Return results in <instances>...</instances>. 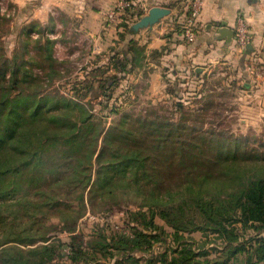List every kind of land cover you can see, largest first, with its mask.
<instances>
[{"label": "trees", "instance_id": "1", "mask_svg": "<svg viewBox=\"0 0 264 264\" xmlns=\"http://www.w3.org/2000/svg\"><path fill=\"white\" fill-rule=\"evenodd\" d=\"M120 26L137 32L134 24ZM5 72L0 68V264H53L61 255L55 257V246L48 243L53 228L45 227L48 214L60 209L58 227L74 238L79 219L96 209V199L118 203L121 194L130 193L141 197V208L148 210L134 214H151L146 228L162 229L153 221L159 215L172 227L176 243L175 257L169 260L164 253L144 264H231L243 254L249 255L245 264L264 260V153L248 147L247 135L142 115L129 128L125 123L107 127L77 101H65L68 109L80 111L74 118L45 109L44 102L54 101L48 95L13 96L7 90L13 84L3 82ZM118 74L105 86H113ZM177 106L184 111L181 103ZM54 148L63 150L68 165L48 182L40 168ZM174 169L177 181L168 183ZM26 185H31V195L22 193ZM77 192L75 209L67 198ZM241 228L253 230L248 241ZM195 232L205 239L193 242Z\"/></svg>", "mask_w": 264, "mask_h": 264}, {"label": "rangeland", "instance_id": "2", "mask_svg": "<svg viewBox=\"0 0 264 264\" xmlns=\"http://www.w3.org/2000/svg\"><path fill=\"white\" fill-rule=\"evenodd\" d=\"M60 3V0H0V68L6 69L5 76L2 75L5 78L3 82L8 86L13 84L12 89L7 87L13 96L22 93L41 99L48 95L54 101L53 105L44 102L45 109L66 111L74 118L80 116V111L73 107L68 109L71 105L67 103L77 101L87 105L94 119L104 121L107 127L114 123H125L124 127L129 128L140 115L176 123L185 119L187 123L204 130L247 135L248 147L264 153V146H260L263 143L261 140H264L261 139L264 138V100L261 104L256 103V97L253 96L257 80L264 79V47H259L255 55H245L241 65L249 67L246 68L247 72L239 73L243 82L237 79L238 73L234 69L217 65L201 77L188 72L177 78L170 75L166 81L167 96L163 97L154 86L149 88L147 70L142 69L140 63L141 69H136L133 44L138 43V38L115 41L106 52H101L87 35L89 29L85 25L81 31L60 27L56 21L61 18L58 13ZM35 13L45 23L35 20ZM107 13L106 23L110 24ZM48 15L53 17L51 23ZM78 24L76 20L72 22L73 26ZM61 32H68L65 35L67 39L59 36ZM73 33L78 34V40ZM60 40L63 41L61 45L58 44ZM246 43L244 49L253 43L249 36H246ZM252 61L254 67L250 68ZM122 64L127 66V72L122 70ZM117 71L119 74L116 81L112 82L114 85L106 87L107 79L116 75ZM237 81L241 84L250 82L253 89L242 90ZM180 103L185 107L184 111L178 110L177 104ZM137 126L139 124H135L134 128ZM124 144L121 142V145ZM62 151L51 149L52 158L40 168L46 173L48 182L68 165ZM178 160L177 155L175 162ZM178 176L174 169L168 183L176 182ZM21 191L31 195V185H26ZM77 197L78 192L67 198L75 209L78 207ZM118 199V203L109 199L105 204L99 198L96 199V209L88 210L79 219L74 238L58 227L60 209L55 208L48 214L45 227H53L48 229L52 231L48 243L54 244L55 257L61 255L53 264H86V261L93 260H101L106 264H133L139 260L144 264L151 259H160L164 253L169 260L176 256L173 253L176 243L171 226L156 215L153 221L162 229L146 228L151 214H134L148 211L147 208H141L142 198L130 193L121 194ZM240 234L242 239L248 241L253 230L241 228ZM191 236L195 243L205 239L201 232ZM150 237H155L151 244L148 243ZM43 244L39 242L36 245ZM22 247L27 248L25 245ZM73 257L79 260L75 262ZM240 257L243 259L238 258L231 264L246 263L249 255Z\"/></svg>", "mask_w": 264, "mask_h": 264}, {"label": "crops", "instance_id": "3", "mask_svg": "<svg viewBox=\"0 0 264 264\" xmlns=\"http://www.w3.org/2000/svg\"><path fill=\"white\" fill-rule=\"evenodd\" d=\"M116 1L60 0L58 13L61 18L60 21L58 19L56 21L64 29L72 27L77 31H81L85 25L89 29L87 35L92 38L95 47L101 52H106L115 41L138 38V43L133 44L136 69H141L139 68L141 65L142 69L147 70L149 88L154 86L163 97L167 96L166 81L170 75L177 78L188 72L201 77L217 65L234 69L238 73L237 79L242 81L239 73H243L249 67L246 65L244 68L241 65L245 55H255L259 47H264V0H201V13L196 19L197 33L193 42H187L182 34L183 25L189 19L192 0H135L137 4L135 13L124 16L122 23L107 24L106 12ZM153 7L169 9L170 14L157 24L139 29L136 33L126 32L120 26L137 23L148 15ZM48 16V21L51 23L53 14ZM33 18L42 24L45 23L36 13ZM75 20L80 24L79 26L72 25ZM224 24L234 30L231 41L221 38L220 30ZM240 24L245 25L248 33L246 35L253 42L246 49L240 46L237 38ZM67 34L68 32L66 34L61 32L59 36L64 38ZM72 35L78 40L77 33ZM57 37L58 35L55 38ZM62 42L60 40L58 44L61 45ZM252 67H254L253 61L250 68ZM237 83L241 84L240 81ZM255 87L253 95L256 97L255 102L261 104L264 100V79L257 80ZM240 88L248 91L250 88L253 89V84L245 82ZM239 258L243 259V257ZM255 260L253 258L252 262ZM256 264H264V260Z\"/></svg>", "mask_w": 264, "mask_h": 264}, {"label": "built area", "instance_id": "4", "mask_svg": "<svg viewBox=\"0 0 264 264\" xmlns=\"http://www.w3.org/2000/svg\"><path fill=\"white\" fill-rule=\"evenodd\" d=\"M201 0H192L190 15L187 23L183 25V36L187 42H193L196 38L197 23L196 19L201 13ZM135 0H117L113 7L107 13V20L110 24L122 23L123 17L128 14H133L136 9ZM246 27L244 24H240L237 29V38L242 48L246 46ZM245 264V263H237Z\"/></svg>", "mask_w": 264, "mask_h": 264}, {"label": "water", "instance_id": "5", "mask_svg": "<svg viewBox=\"0 0 264 264\" xmlns=\"http://www.w3.org/2000/svg\"><path fill=\"white\" fill-rule=\"evenodd\" d=\"M170 10L161 7H153L148 15L142 17L137 23L134 24V29L139 30L145 27H150L157 24L161 19L168 16ZM221 38H227L231 41L234 37V30L228 28L225 24L220 30Z\"/></svg>", "mask_w": 264, "mask_h": 264}]
</instances>
